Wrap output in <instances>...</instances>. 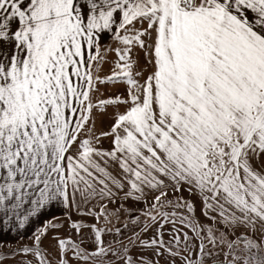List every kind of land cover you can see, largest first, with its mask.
<instances>
[{
	"label": "snow or ice",
	"instance_id": "6c2138e0",
	"mask_svg": "<svg viewBox=\"0 0 264 264\" xmlns=\"http://www.w3.org/2000/svg\"><path fill=\"white\" fill-rule=\"evenodd\" d=\"M0 232V264H264V0H0Z\"/></svg>",
	"mask_w": 264,
	"mask_h": 264
},
{
	"label": "crops",
	"instance_id": "0c3cea01",
	"mask_svg": "<svg viewBox=\"0 0 264 264\" xmlns=\"http://www.w3.org/2000/svg\"><path fill=\"white\" fill-rule=\"evenodd\" d=\"M56 214L57 215H60L61 212L60 211H56ZM28 235L29 233L28 232H24L21 235H15V234H12V233H3V232H0V239H16V240H20L22 243L27 241V238H28Z\"/></svg>",
	"mask_w": 264,
	"mask_h": 264
},
{
	"label": "rangeland",
	"instance_id": "374dc122",
	"mask_svg": "<svg viewBox=\"0 0 264 264\" xmlns=\"http://www.w3.org/2000/svg\"><path fill=\"white\" fill-rule=\"evenodd\" d=\"M8 264H11V262H8Z\"/></svg>",
	"mask_w": 264,
	"mask_h": 264
}]
</instances>
